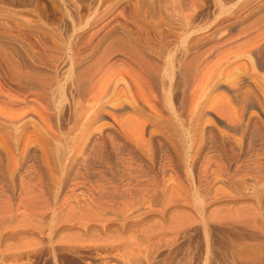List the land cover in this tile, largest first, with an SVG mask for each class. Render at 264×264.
Returning a JSON list of instances; mask_svg holds the SVG:
<instances>
[{"label": "rangeland", "instance_id": "374dc122", "mask_svg": "<svg viewBox=\"0 0 264 264\" xmlns=\"http://www.w3.org/2000/svg\"><path fill=\"white\" fill-rule=\"evenodd\" d=\"M161 1L156 0L168 15L190 17L193 39H205L201 51L212 44L217 27L219 32L233 20L235 27L243 26L264 11L251 1L214 20V0ZM136 3L0 0V42L12 53L18 50L26 68L37 63L70 83V57L87 42L100 49V40L115 39L125 27L140 35L163 29L158 16L135 15ZM115 69L116 74L120 68ZM228 79L218 86L230 96L234 93L223 84ZM66 87L68 100L73 92ZM117 90L102 101L91 127L80 130L74 150L50 138V130L40 131L54 140L48 147L25 136L34 132L31 126L20 140L0 142V264H264V92L231 95L234 119L194 104L198 116L189 149L169 126L145 124L142 106L135 107L141 117L137 134H127L107 110L117 98L126 110L134 109L123 98L130 93L122 85ZM71 98L55 110L58 131L72 123ZM94 146L98 154L89 158ZM180 146L193 154L186 157Z\"/></svg>", "mask_w": 264, "mask_h": 264}, {"label": "bare ground", "instance_id": "6f19581e", "mask_svg": "<svg viewBox=\"0 0 264 264\" xmlns=\"http://www.w3.org/2000/svg\"><path fill=\"white\" fill-rule=\"evenodd\" d=\"M137 1L134 14H146L149 15L150 19L153 15L158 16L161 24L164 25L163 29L161 28L157 34H154V31L145 30V34L140 35L131 28L125 27L123 33L116 36L115 39L106 43L100 40L99 43H102L100 49L99 46L85 42L84 47L82 46L83 50L71 52L70 59L73 71L71 70L72 73L69 72V74L71 73L70 76L68 74L70 83L60 81L55 70L54 73L49 72L50 75L45 71L43 72L41 70L43 68L39 65L36 66L37 63H34L35 68H31L32 66L26 68V65L24 66L17 58L18 50L15 52L13 48L14 53H12L2 45L4 41L0 42V142L5 143L6 141L7 143L8 137L13 138V140L16 138L20 140L19 138L26 133V129L31 126L35 133L29 132L31 134H24L25 136L40 138L42 141L37 142L48 145L47 142L54 140L49 139L50 141H48V138L44 137L40 131L43 129L50 130V138H60L65 143V145L64 143L63 146L61 145L62 147L66 146L67 149L73 148L74 150L77 148L78 139L83 135V133L81 135L82 131L80 132V130L86 129L88 126L91 127L90 124L95 120L99 111H102L103 106L101 107V104L108 98L109 93H116L122 85V92H129L130 95L126 97L121 93L119 97L123 95V98H128L130 108L134 109L126 110L123 101L115 96L117 99L112 101L113 103L111 102V107L107 110L123 129L127 128L126 133L137 134L136 127L139 126L138 118L140 116L135 112V107L138 109L139 106H142L146 117V119L144 118L145 124L149 125L154 122L153 124H157V126H169L176 134L178 133V139L179 136H182L185 144L189 147L188 143H193V124L196 116H198L193 110L194 104H200L202 107L210 106L217 114L226 116L228 119H234L236 107L233 103V97L241 95L245 98L251 92H264V11L261 12L262 15L260 13L259 17L256 19L254 17V20L243 26L235 27L233 20L219 32H217V27L216 32L214 31L212 34V44L201 51V44L204 43L205 39L203 42L198 38L193 39V25L190 17L183 15V13L180 14L181 12L176 15H168L167 12L159 8L161 5H158L156 0ZM160 1L158 0V2ZM214 1L217 9L214 20L225 17L233 8L246 6L251 1L259 5L257 8L260 7L261 10L264 8V0H239L234 5H230L229 0ZM259 10L258 12L261 11ZM240 16L241 14L237 15V17ZM2 35L0 30V36ZM50 48L49 44L48 49ZM30 55L35 54L27 56L30 57ZM57 59V56L53 58L54 62H57ZM48 60L46 63L52 62V60ZM115 64L120 68L116 71L117 75L114 73ZM52 68L54 69V67ZM113 74L116 77L112 78ZM225 76L229 79L223 84L225 83V86L234 93H230L233 97L228 96L229 93L218 86ZM66 84L70 86V91L73 92L69 96V98L72 97V101H69L71 103H69L71 105L69 107H71L72 120L71 116L70 120L72 123L67 130L58 131V124L55 120L58 117L55 110L59 107L63 109V102L69 100L67 97L65 99ZM210 92L216 93L212 96ZM94 107L95 109L91 110ZM114 109L117 112H114ZM61 114L63 115V113ZM126 114H133V117H126ZM61 128L63 127L61 126ZM154 128L156 129V127ZM170 133L173 132L170 130ZM171 136L173 135L171 134ZM176 144L174 147L177 146ZM95 146L93 150L90 149L89 158L97 156L98 152ZM182 146H180L181 149H185L186 157H188L190 151H188L187 146L183 148ZM181 152L178 155L181 156ZM168 158L166 159L168 160ZM87 162L89 161L87 160Z\"/></svg>", "mask_w": 264, "mask_h": 264}]
</instances>
